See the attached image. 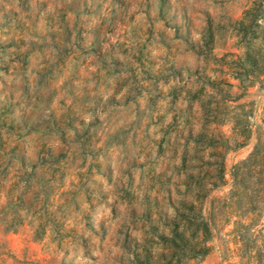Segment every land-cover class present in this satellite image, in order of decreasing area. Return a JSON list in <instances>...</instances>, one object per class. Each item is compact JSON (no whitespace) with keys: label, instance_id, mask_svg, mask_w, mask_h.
<instances>
[{"label":"rangeland","instance_id":"374dc122","mask_svg":"<svg viewBox=\"0 0 264 264\" xmlns=\"http://www.w3.org/2000/svg\"><path fill=\"white\" fill-rule=\"evenodd\" d=\"M253 1L0 0V264H157L183 166L219 160L190 131L228 138L227 184L206 206L228 193L264 131V74L229 66ZM219 78L247 88L215 122ZM232 229L198 264H264V213L243 250Z\"/></svg>","mask_w":264,"mask_h":264},{"label":"trees","instance_id":"16d2710c","mask_svg":"<svg viewBox=\"0 0 264 264\" xmlns=\"http://www.w3.org/2000/svg\"><path fill=\"white\" fill-rule=\"evenodd\" d=\"M233 22L242 52L239 55L229 53L235 56L229 65L230 74L240 81L246 78L254 83L264 74V0H254L243 15ZM206 36L205 45H208L214 40L213 31H208ZM226 84L233 85L223 78L210 81L212 92L208 96L216 103V108L207 111L215 113V122L220 108L228 107L230 101L240 100L246 94V85L242 86L241 93L232 96L222 87ZM241 124L244 140L236 142V147L245 144L252 135L248 122ZM216 130L203 128L197 134L189 133L188 139L200 145L199 150L206 152V149L213 148L209 155H215L219 160L214 164L203 161L199 165L183 166L184 178L175 183L178 198L169 196L174 210L168 221L170 230L156 234L157 243L163 244L162 251L157 254V264H198L199 260L211 253L209 242L229 224L233 225L231 233L234 234L235 243L240 245L238 249L243 250L248 245L246 239L252 235V229L264 213V131H258L256 144L248 157L233 165L232 185L228 193L214 197L206 206V198L212 190L227 184L225 156L228 138ZM239 256L242 262L245 258H257L253 252ZM150 257V254L145 256L147 262ZM134 259L140 261L142 258L134 252Z\"/></svg>","mask_w":264,"mask_h":264}]
</instances>
